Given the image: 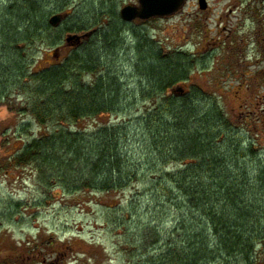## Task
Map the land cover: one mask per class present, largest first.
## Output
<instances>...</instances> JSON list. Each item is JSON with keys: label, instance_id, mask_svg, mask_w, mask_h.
I'll use <instances>...</instances> for the list:
<instances>
[{"label": "rangeland", "instance_id": "rangeland-1", "mask_svg": "<svg viewBox=\"0 0 264 264\" xmlns=\"http://www.w3.org/2000/svg\"><path fill=\"white\" fill-rule=\"evenodd\" d=\"M31 3L37 4V13H30ZM136 3L138 0H0V263H11V255H19L24 258L21 264H174L179 259L187 263L199 251L209 259L199 264H250L240 256L225 255L220 248L215 252L211 226L197 209H177L165 199H152V186L160 172L176 171L181 165L161 160L159 140L150 137L152 128L139 119L156 111L167 92L172 96L178 88L183 90L175 94L191 97L200 116L214 100L221 118L230 123L220 139L228 140L226 145L243 144L250 155L232 156L225 144L219 145V155L227 160L221 169L235 179L245 173L253 191H258L259 176L264 174V0H207L204 10L199 0H190L171 17L123 21L121 9ZM54 15H63L59 28L47 30L43 36L53 43L47 45L43 39L31 46L21 40L37 32L35 23L49 21ZM76 26L86 27L87 38L94 35L92 44L103 71L121 87L116 113L78 126L91 132L97 129L96 121L110 127L129 125L128 135L120 137L118 146L124 171L132 169L139 177L120 192L73 195L54 182V187L46 188L33 167L4 169L9 157L46 132L30 115H21L26 96L17 86L20 77L31 66L41 69L76 48L79 43L72 41V47L67 42L68 36L82 32L71 31ZM143 40L148 47L140 44ZM105 44L114 46L113 50L107 48L110 55ZM156 51L163 56L190 53L196 65L189 80L152 98L155 89L142 62L153 64L151 53ZM144 96L151 98L146 101ZM163 117L169 118L167 114ZM84 149L86 157H93L90 146ZM55 154L64 157L58 150ZM257 226L252 228L258 230ZM61 245L68 248L62 252ZM256 251L258 260L251 264H264V243Z\"/></svg>", "mask_w": 264, "mask_h": 264}, {"label": "trees", "instance_id": "trees-1", "mask_svg": "<svg viewBox=\"0 0 264 264\" xmlns=\"http://www.w3.org/2000/svg\"><path fill=\"white\" fill-rule=\"evenodd\" d=\"M31 4L30 13H37V4ZM34 28L37 32L31 34L30 38H21L31 46L43 39L48 42L47 45L53 43L52 38L43 36L54 28L57 31L59 26L52 25L47 19L42 20L41 24L35 23ZM71 31L87 33L85 26H76ZM93 37L83 38L82 44L61 59L55 57L54 63L46 67L37 69V65L31 66V70L20 77L17 86L26 96L21 115H30L46 132L26 143L8 158L4 166L6 170L33 167L46 188L58 184L64 192L73 195L120 192L139 177L132 169L124 171L125 162L118 146L120 137L128 135V124L110 127L107 123L98 124L96 121L97 129L94 131L78 129L87 120L116 113V96L121 91L119 84H114L113 77L103 71V64L94 52L95 44L92 43L96 38ZM144 42L140 41V44ZM143 46L145 48L147 44ZM104 47L107 55H110L107 48L114 49V46L107 47V44ZM150 49L152 51L153 47ZM156 52L151 53L153 64L142 62L149 73L146 77L155 89L152 98L154 94H165L179 82L189 80L195 75L196 65L192 60L194 55L187 52L167 56H163L161 51ZM174 60L179 64L173 63ZM24 82L28 85H23ZM197 87L195 85L193 89L197 90ZM200 90L204 91L202 88ZM144 98L149 101L151 97ZM156 102L153 101L154 104ZM213 102L208 112L204 113L206 115L200 116L195 101L186 93L180 97L175 93L170 96L167 92L163 105L139 119V123L146 128H152L150 137L159 140L161 160L165 163L172 160L181 165L176 171L160 172L159 180L152 186L155 191L152 199L157 202L165 199L177 209H197L211 226L215 252L220 248L229 257L237 255L245 262L256 263V247L264 243V199L259 195H264V174L259 176L260 189L253 191L245 173H242L241 179H235L221 169L227 160L219 155V145L224 146L229 141L220 138L230 123L221 118L220 109ZM164 114H167L168 120L163 117ZM87 145L93 154L91 158L85 156L84 148ZM226 146L232 156L249 153L248 147L244 148L243 144L237 142ZM57 150L64 153V157L55 154ZM75 164H78L77 170ZM68 173L75 176L68 177L65 175ZM153 190L150 188L151 192ZM159 205L164 208L163 203ZM253 224L258 225V230L252 228ZM60 247L62 252L68 248ZM200 252L204 253L202 249ZM206 257L198 251L186 259L187 263L179 259L174 264H199L200 260H209ZM9 259L11 263L4 261L0 264H21L24 258L11 255Z\"/></svg>", "mask_w": 264, "mask_h": 264}, {"label": "water", "instance_id": "water-1", "mask_svg": "<svg viewBox=\"0 0 264 264\" xmlns=\"http://www.w3.org/2000/svg\"><path fill=\"white\" fill-rule=\"evenodd\" d=\"M188 0H139V5H126L120 11V17L127 22L135 19L150 20L153 18L171 17L180 12L186 5ZM201 9H206L208 6L207 0H199ZM63 20V15H54L50 18L52 25L57 26ZM90 34H85L82 37H89ZM81 36H68L67 42L70 46L72 41L78 42ZM182 88L176 89L174 92L179 93Z\"/></svg>", "mask_w": 264, "mask_h": 264}, {"label": "flooded vegetation", "instance_id": "flooded-vegetation-1", "mask_svg": "<svg viewBox=\"0 0 264 264\" xmlns=\"http://www.w3.org/2000/svg\"><path fill=\"white\" fill-rule=\"evenodd\" d=\"M189 1H190V0H189ZM189 1H188V2H189ZM131 5H139V0H138V3H136V4H131ZM139 20H141V19H135V20H133V21H131V22H134V21L136 22V21H139ZM153 20H154V19H153ZM142 21H144V20H142ZM131 22H129V23H131ZM83 34H84L83 31H82L81 33L75 34V35L81 36V39L77 42V43H79V45L82 44V42L84 41L83 38H87V37H82Z\"/></svg>", "mask_w": 264, "mask_h": 264}]
</instances>
